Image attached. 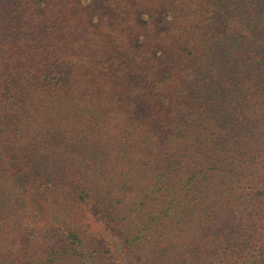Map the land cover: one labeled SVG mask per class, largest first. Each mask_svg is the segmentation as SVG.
<instances>
[{
    "label": "trees",
    "instance_id": "obj_1",
    "mask_svg": "<svg viewBox=\"0 0 264 264\" xmlns=\"http://www.w3.org/2000/svg\"><path fill=\"white\" fill-rule=\"evenodd\" d=\"M45 5L0 0V98L20 105L13 119L0 121V232L16 226L38 242L50 204L45 215L61 225L71 250L52 245L45 257L22 256L5 241L0 250L13 251L1 264H264V0L164 1L184 46L171 69L179 79L171 121L160 139L146 142L150 129L121 112L131 104H119L126 142L112 162L123 163L103 168L112 183L100 198L96 186L105 182L97 173L106 154L92 160L87 153L104 144L98 125L107 111L98 112L101 103L81 93L85 88H67L68 97L62 88H44L60 82L51 72L60 44L32 24V8ZM25 84L32 88L23 92L18 86ZM0 102V110L7 107ZM66 102L91 108L85 123L72 111L79 121L71 131L63 120ZM138 166L147 168V182ZM124 190L141 194L138 203H122ZM87 198L134 211L114 225L123 254L117 241L111 252H96L74 220L61 218L62 201Z\"/></svg>",
    "mask_w": 264,
    "mask_h": 264
},
{
    "label": "rangeland",
    "instance_id": "obj_2",
    "mask_svg": "<svg viewBox=\"0 0 264 264\" xmlns=\"http://www.w3.org/2000/svg\"><path fill=\"white\" fill-rule=\"evenodd\" d=\"M164 1L45 0V6L32 8L34 28L39 29V32L47 34L50 32L56 37L54 42L60 44V53L54 56L53 70H51L53 75L58 76L60 82L44 88H62V95L66 97L70 95L67 88H85L81 93H87L90 98H97V102L101 103L98 112L107 111L99 116L100 125H98L100 134H103L104 144L101 148H97V151L91 150L87 153L92 160L97 158L98 151L106 154V159L104 156L100 158V168L97 173L105 182L104 184L100 181L96 186L97 189L102 190L98 198L106 195V184L112 183L108 180L109 177L102 173L105 171L103 168L110 170L115 163L117 165L119 163L120 166L123 163L120 157L118 161L112 162L113 156L120 152L126 142V115L124 120V115L116 113V110H120L119 104H131L132 108L128 107L120 111L122 113L131 111L134 119L137 117L147 129H150L151 137L146 139V142L150 140L151 143L152 136H161L165 126L171 121V92L176 88L179 80L176 76L177 72L171 77V69L174 60L177 59V50L184 49V46L178 40L179 35L175 31L177 25L171 20V16L163 13ZM149 12L152 14L151 17ZM45 43L52 44V40ZM164 79L166 80L163 81ZM18 88L25 92L32 86L25 84ZM103 92L104 101L100 99ZM2 98L7 102V107L0 110V119H2L0 121L9 119L10 116L13 119L12 108L20 105L9 104L6 97L2 96ZM80 104L78 102L63 104L64 124L70 131L76 128L79 121L76 119V114L83 123L85 120L82 116H90L86 111L91 108H82ZM86 123L89 121L86 120ZM81 128L88 130L87 127ZM146 135L149 136L148 133ZM144 161L146 162V159ZM133 162L136 163V160ZM138 168V171H141L138 174L144 176L147 173V178L142 176L140 179L142 182H147L150 178L149 173L144 172L147 168L145 166ZM133 170L130 169L131 172ZM79 189L81 187L77 188ZM118 193L123 194L120 199L124 204L138 203L137 200L141 197V194H136L133 190ZM122 203L106 208L98 205L94 198H87L85 202L80 203L69 199L66 203L62 201L60 216L65 220L69 218L74 220L79 225L84 238L92 244L96 252L103 253L107 249L111 252L112 244L117 241L115 237L118 236L114 225L126 221V213L128 215L134 213L129 207L126 210ZM49 208L52 207L47 204L46 210ZM45 212L43 214L45 234L41 240L34 242L27 233L21 236L23 231H17L14 226L8 232L4 230L5 235L0 232V242L8 241L11 247L20 250L22 256L37 252L45 257L49 252L48 248L52 245L70 251L71 247L65 234L57 229L61 225L49 221ZM9 220L15 222L13 217ZM117 242L119 253L123 254V248L119 241ZM11 251L12 248L2 247L0 257ZM110 254L105 253L104 256L107 263H112Z\"/></svg>",
    "mask_w": 264,
    "mask_h": 264
}]
</instances>
